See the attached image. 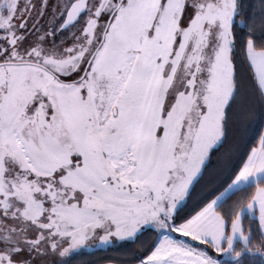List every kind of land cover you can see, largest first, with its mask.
Masks as SVG:
<instances>
[{
    "label": "snow or ice",
    "instance_id": "obj_1",
    "mask_svg": "<svg viewBox=\"0 0 264 264\" xmlns=\"http://www.w3.org/2000/svg\"><path fill=\"white\" fill-rule=\"evenodd\" d=\"M0 264H264V0H0Z\"/></svg>",
    "mask_w": 264,
    "mask_h": 264
}]
</instances>
